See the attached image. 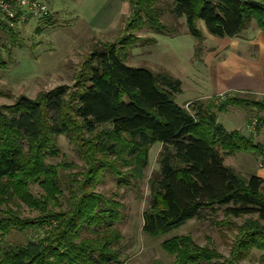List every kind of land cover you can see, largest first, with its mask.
Wrapping results in <instances>:
<instances>
[{"label": "trees", "instance_id": "obj_1", "mask_svg": "<svg viewBox=\"0 0 264 264\" xmlns=\"http://www.w3.org/2000/svg\"><path fill=\"white\" fill-rule=\"evenodd\" d=\"M152 2L133 0V18L161 33L164 27ZM262 5L258 0H172L171 13L184 17L188 33L199 45L203 35L198 21L208 34L232 38L256 20L264 37ZM91 57L95 65L74 94L60 86L38 99L21 95L0 108V264H122L115 250L122 204L88 186L103 172L111 171L116 178L121 165L140 181L154 144L161 145L159 170L148 179L144 234L163 235L203 218L205 209L221 210L227 217H248L236 226L233 256L224 260L226 264H234L246 245L264 250V178L242 176L223 159V153L262 156L264 146L217 121V112L248 102L232 96L219 106L208 99L180 105L175 96L181 93V81L168 72L127 65L114 45ZM252 104L264 107V102ZM59 135L83 153L87 165L82 179L70 181L65 204L64 176L62 180L55 166L44 163L59 154ZM116 179L120 184L121 176ZM31 183L44 189L47 197L34 199ZM18 200L39 213L22 216ZM27 229L42 234L26 243L6 240L13 230ZM82 232L92 236L81 237ZM210 259L208 248L188 247L173 264H212Z\"/></svg>", "mask_w": 264, "mask_h": 264}, {"label": "rangeland", "instance_id": "obj_2", "mask_svg": "<svg viewBox=\"0 0 264 264\" xmlns=\"http://www.w3.org/2000/svg\"><path fill=\"white\" fill-rule=\"evenodd\" d=\"M39 1L48 7L47 18L44 15L34 17L27 14L24 19L16 14L12 21H8L0 14V108L13 104L21 95L38 99L60 86L64 87L68 94H74L86 82L90 66L95 65L91 54L104 50L109 45L115 46L127 65L146 67L153 72L163 71L175 76L180 75L184 88L187 90L191 74L201 73V58L225 44L223 39L218 38L214 41L212 38L217 37L208 34L203 23L198 21L197 25L201 28L203 35L198 45V40L188 33L184 17H175L171 13L172 0H154L151 3L152 7H156L154 14L157 20L164 27L161 33L154 32L153 29L142 25L139 22L140 19L133 18L131 8L133 0ZM263 1L258 0L260 4H263L262 6H264ZM92 14L97 15L95 18L93 16L94 23L89 24L88 19ZM103 16L108 17V21L100 23ZM141 20L144 18L141 17ZM78 23H88L93 33L101 31L92 35L86 33L85 28L80 26L79 29L83 33L80 37H75L71 46H64L62 52L60 47L68 41L67 31L73 28L76 32L75 26ZM2 24L7 26L4 27ZM247 27L253 31H259L256 20H251ZM60 28L61 30L58 31ZM59 34L62 36L56 38ZM196 46H199V49H195ZM188 72L189 75H187ZM191 95L193 94L190 91H185L182 96L176 95L175 101L188 105L195 100L208 99L219 106L226 97L236 96L245 102H250L244 103L242 107L229 105L226 111L217 112V119L221 122L228 117L227 115L232 116L227 112L233 110V118L237 113L239 115L244 113L246 117V126L240 129L244 135H251L254 140L256 133L264 130V107L252 104L264 102L263 92L231 91L212 96L210 99H196ZM184 99L188 101L187 104ZM238 109L242 113L237 111ZM256 118L260 122L258 131ZM250 125L253 126L252 130L247 129ZM56 142L59 154L46 158L44 163L47 166H55L60 177L61 174L64 176L61 190L65 197L61 199L65 204L70 181L74 184L73 178L82 179L87 165L83 160V153L77 151L74 144L70 143L64 135H59ZM160 150V144H154L149 148L147 164L142 171L143 177L140 181L131 177L128 168L121 165L119 167L121 174L117 175V177L121 176L120 184L117 177L115 178L110 171L103 172L101 178L97 177L98 181L88 186L94 192L122 204L123 218L117 226L121 237L115 244L119 260L122 264H173L174 260L181 257L182 252H185L188 247H197L210 250L212 264H226L224 260L233 256L231 248L234 235L237 233L236 226L248 218L247 216L231 218L224 216L221 210L213 212L205 209L202 211L203 218L189 220L169 233L151 237L142 232V213L150 199L148 179L152 173L159 170ZM251 155L254 154L223 153V159L239 174L246 177L253 174ZM245 161L249 164L247 165ZM62 163L66 164L65 168L57 167ZM29 190L34 199L47 197L44 189L37 183H31ZM17 204L22 216L34 217L39 213L38 209L26 205L23 201L18 200ZM50 205L52 206V203ZM58 208L54 207V210ZM41 234L40 230L34 229L13 230L6 240L26 243L28 240H36ZM91 236V233H81V237ZM246 248L247 245L241 250V255L234 264H264V250L250 244ZM214 254L216 256L212 257Z\"/></svg>", "mask_w": 264, "mask_h": 264}, {"label": "crops", "instance_id": "obj_3", "mask_svg": "<svg viewBox=\"0 0 264 264\" xmlns=\"http://www.w3.org/2000/svg\"><path fill=\"white\" fill-rule=\"evenodd\" d=\"M81 1L82 0H80L79 2ZM108 1L109 0H106V2ZM96 10L94 12H96ZM98 10H100V8ZM96 15L97 14L95 15L92 14L88 19L89 22L88 21L87 22L89 24H93ZM106 21H108V17L103 16V19L102 21L100 20V23ZM88 23L87 24L78 23L75 26L76 32L75 30H73V28L70 31L69 30L67 31L66 36L68 41L66 42V44L64 43L60 47L62 48V52L64 50L63 49L64 46H69V45L71 46L73 40H75V37H80V35L83 33V31L79 29L80 26L85 28L86 33L92 35L95 34L96 32L98 33L101 31V30L95 31V33H93ZM96 25L98 24L96 23ZM247 28L248 27L244 28L235 37L219 38L225 40V44L223 46H218V48L214 50L211 54H207L201 58L200 60L201 62L200 65L202 68L201 73L197 75H195L194 73L192 74L190 73L191 74L190 84H188L187 90H185L184 88V83L181 81L182 78L180 77V75L175 76L171 74L172 76L178 78L181 81L180 96H182L185 91H190L191 94H193L191 96H193L196 99H203L210 97L212 98V96L224 94L231 91L234 92L252 91V92L264 93V37L261 34L260 30L259 32L257 30L256 31L251 30L250 27L248 29ZM60 30L61 28L58 31ZM248 33L249 35H247ZM61 36L62 34H59L58 36H56V38L57 37L60 38ZM212 39L214 41H217L218 37ZM187 75H189V72L187 73ZM185 99L184 101H187ZM187 99H193V98H187ZM187 103L188 101L185 104ZM178 104L184 105L182 104V102ZM237 111L241 112V110L239 109ZM232 112L233 110L227 112L232 116L227 115L228 117L225 118L223 121L220 122L218 121V119L217 121L220 122L222 126L228 131L240 130L243 127L245 128L246 126L245 124L247 122L244 113L243 115H239L237 113L236 117L234 116L233 118ZM254 141L264 146V130H262V132L260 133H256V135L254 136ZM251 156H252V158H250L252 160L251 171H253V174L264 178V155L262 156L251 155ZM245 162L247 165L249 164L248 161ZM224 163L232 167L231 164H227L225 161Z\"/></svg>", "mask_w": 264, "mask_h": 264}, {"label": "built area", "instance_id": "obj_4", "mask_svg": "<svg viewBox=\"0 0 264 264\" xmlns=\"http://www.w3.org/2000/svg\"><path fill=\"white\" fill-rule=\"evenodd\" d=\"M48 12L47 5L39 0H0V14L8 21H12L16 14L25 19L27 14L34 17H42ZM251 124L253 125V123ZM252 125L248 126L247 129L252 130Z\"/></svg>", "mask_w": 264, "mask_h": 264}]
</instances>
